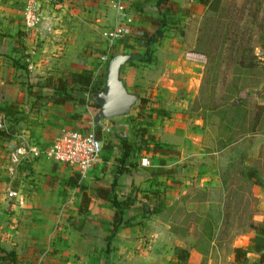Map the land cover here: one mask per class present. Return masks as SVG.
I'll list each match as a JSON object with an SVG mask.
<instances>
[{
  "label": "crops",
  "instance_id": "obj_1",
  "mask_svg": "<svg viewBox=\"0 0 264 264\" xmlns=\"http://www.w3.org/2000/svg\"><path fill=\"white\" fill-rule=\"evenodd\" d=\"M25 1L0 0V107L16 105L13 109L24 116L13 135L0 138V264H175L170 253L171 240L180 235L175 223L160 221L156 212L139 213L129 208L124 211V219L128 221L113 229L110 221L114 209L108 195L98 194L97 188L113 190L111 197L115 195L119 200L130 196L135 199L134 207L144 204L150 210H159L174 202L179 204L187 191L195 190L208 195L204 202L209 205L212 202L209 193L231 188L232 185L221 181L216 152H208L209 145L202 141L204 119L188 112L199 93L201 79L198 72L189 69L194 62L185 56L186 47L195 43L186 41V24L195 16L193 8L200 4L196 0H170L183 12L170 13L168 21L172 19L175 23L169 26L167 22L164 35L150 49V55L158 54L155 56L167 64L165 74L148 78L142 65L148 62L149 55L140 37L143 31L152 33L153 22L159 18L157 0L41 1V19L32 28L24 24ZM115 3L130 10L132 23L127 26L126 34L110 45L103 31L123 20ZM167 28L172 32L166 34ZM117 54L130 55L120 67L119 78L126 90L137 96V101L141 94L136 92L137 87L150 84L153 87L147 89L148 95L152 94L153 99L157 96L159 102L167 99L162 105L163 112H158L159 107H151L146 119L151 130L161 124L162 141L169 142L164 135L175 137L176 129L181 133L176 126H185V121L194 120V132L188 136L193 143H185L190 154L184 146L177 147V154L163 148L153 150L150 165L142 166L135 152L139 143L133 129L128 128L133 121L127 119L137 101L128 114L104 118L99 116L100 106L94 94L89 105L83 106L34 103V98L27 96L24 82L28 78L31 82L43 83L48 76L55 78L85 68L93 72V86L104 90L105 78L100 80V74L104 66L107 72L109 59ZM22 62L27 64V74L20 71ZM180 76L188 83L185 89L179 85ZM164 78L167 84L160 83ZM44 91L51 93L49 89ZM169 95L173 97L168 99ZM24 97L32 101L27 102ZM110 120H116L111 121L114 125L109 124ZM119 125L127 127V135L115 133L113 128ZM81 127L95 129L102 143L98 161L84 178H80L75 167L45 157L33 158L29 152L33 146L44 148L64 130H81ZM109 132V136L104 135ZM106 137L109 141L103 145ZM121 137L134 143V151L124 158L123 164L120 163ZM18 149L26 150L25 154L19 156L18 162H12L11 154ZM260 155L257 150L256 158L263 165ZM247 156L253 158L249 152ZM157 171L168 173L156 174ZM260 181L264 197V172ZM10 191L16 194L9 196ZM85 193L89 200L83 220L80 203ZM189 200L194 197L189 195ZM238 246H247V241ZM188 251L189 264L201 263L202 249L195 246ZM230 260L234 261L233 252ZM257 261L258 253L250 251L247 264H257ZM211 262L212 257L206 255V264Z\"/></svg>",
  "mask_w": 264,
  "mask_h": 264
},
{
  "label": "rangeland",
  "instance_id": "obj_2",
  "mask_svg": "<svg viewBox=\"0 0 264 264\" xmlns=\"http://www.w3.org/2000/svg\"><path fill=\"white\" fill-rule=\"evenodd\" d=\"M249 1L250 4L244 6V16L239 22V27L246 26L253 30L251 37H248L247 33L245 45L242 41V45L247 46V49L251 46V51L256 55L251 66L248 64L251 60L241 65L236 63L240 59L239 50L235 53L234 51L229 52L228 49L223 50L224 52L218 50L221 46L228 47L229 41L221 45V38H219L221 23L217 19L233 17L236 9L240 12L244 0H209V6L199 3L200 5L193 8L195 16L190 18L191 20L186 24L188 28L186 41L195 43L193 46L189 44L186 47L185 56L194 62L189 69L198 72V77L201 79L199 93L193 107L188 112L190 115L197 114L204 119L206 125L203 126L205 132L202 141L209 145L206 148L208 152H216L217 169L222 183L232 186L230 189L213 190L209 193L210 200H212L209 205L204 202L208 199V195L195 190L187 191L186 197L182 198L179 204L174 202L156 211L155 214L160 221L175 223V229L180 232V235L176 237L177 241L171 240L170 246L171 259H175V264H189L188 250L195 246L202 249L204 253L201 263L194 264H206V255L212 257L210 264H240L230 260L233 248L245 241L249 245L250 239L256 235V225L264 219V197L260 187L264 164L262 165L261 161L256 158L257 150H259L260 156L264 159V0ZM249 11L250 16L247 15ZM168 22L169 26L175 23L172 19ZM177 31L181 32L179 28ZM169 32L172 31L167 28L166 34ZM192 49L204 53V55H197L204 62L189 58L188 51ZM155 55L158 54L153 52L148 62L142 65L148 78L157 74L159 77L163 76L167 68V64H163ZM197 56L193 55L195 58ZM105 67L100 74L102 81L106 75ZM20 71L22 73L23 70ZM24 73L27 74V70H24ZM165 78L160 83L167 84ZM180 79L179 85L185 89L188 83L184 77L180 76ZM152 87L151 84L137 87L136 92L141 93L139 100L132 108L131 113L133 114L127 116V119L133 121L128 128L133 129L132 133L139 143L135 151L138 152L136 156H140V159L147 157L150 161L153 157V149L156 147H161L168 153L177 154L179 146H184L185 152L190 154L191 150L185 146V143L189 141L190 144L193 143V139L188 136L194 132V120L185 121V126H176L180 128L181 133H178L179 130L176 129V135L173 133L175 137L164 135L169 142L160 139L164 131L161 130V124L157 129L152 128L151 130L146 120L150 115L148 109L159 107L158 112L161 113L164 110L162 105L167 100L159 102L161 100L157 99V96H153L155 97L153 99L152 94L148 95L147 91ZM158 87V89L161 88V86ZM170 97L173 96L169 95L168 99H171ZM24 98L27 102L32 101L31 98ZM143 107L147 110L142 109ZM10 121L9 117L2 116L5 127L10 124ZM111 121L116 120L109 121V124L114 125ZM99 127L102 126L99 125ZM85 128L81 127V130L83 132L91 130ZM113 129L119 136L127 135L125 130L127 127L123 128L119 125ZM92 132L95 137L99 138L95 129ZM110 132L104 135L109 136ZM213 135L216 139H213ZM108 141L109 138L106 137L103 145ZM259 145L260 148H258ZM248 152L253 158H247ZM249 170L254 172L252 178L245 177V173ZM189 195H192L194 200H189ZM177 242L180 246L176 245ZM180 249L188 251L186 259L178 258L182 254Z\"/></svg>",
  "mask_w": 264,
  "mask_h": 264
},
{
  "label": "trees",
  "instance_id": "obj_3",
  "mask_svg": "<svg viewBox=\"0 0 264 264\" xmlns=\"http://www.w3.org/2000/svg\"><path fill=\"white\" fill-rule=\"evenodd\" d=\"M198 3L202 5L209 6V0H196ZM250 4L249 0H244L240 12L234 11L233 17H219L217 21L221 23L220 27V35L221 38L220 43L223 45L225 42H228V47H220L219 52H224L226 49L229 52L234 51L233 53L240 51V59L236 63L241 65L245 63L247 60H251L248 64L251 66L252 61L256 58L255 53L251 51V46L245 45V38L248 33V37H251V32L253 31L249 27H239L240 20L243 19V9H245V5ZM179 12L182 9L179 8L176 2L170 0H157V12L159 14L158 20H155L154 28L152 33H148L147 31H143L140 37L141 44L146 48V53L150 57V49L154 42H156L159 38L164 35L165 26L168 22V16L172 12ZM183 12V11H182ZM247 15L250 16L251 12H247ZM255 22V21H254ZM253 22V23H254ZM242 41L244 45H242ZM235 46V47H234ZM224 50V51H223ZM189 58L192 60H197L198 62H204L202 58L198 56L204 55V53H199L197 50H190ZM232 54V53H231ZM193 55H198L197 58L193 57ZM140 60V59H139ZM148 60V58H146ZM145 60V61H146ZM223 62V60L221 61ZM220 63V62H219ZM20 68L22 70H27L26 63H20ZM255 65L253 64V67ZM27 96H32L34 98V103L40 102H52L56 105H64L66 103H70L73 106L77 105H89L90 99H93V94L103 90V87H95L93 86V72L90 69H83L80 72H67L59 75L58 77L48 76L44 79L43 83L40 82H31L28 78L27 81ZM45 89H49L51 91L50 94L45 93ZM44 91V92H43ZM16 105H5L0 107V112L5 114L7 117L11 119L10 124L7 127L0 129V138H7L13 135L17 131V124L20 120L24 118L22 112L19 110L13 109ZM120 145L122 147V157L120 158V163L123 164L124 158L132 151H134V143L129 141L127 137L120 138ZM154 151H161V147H156L153 149ZM168 172L157 171L156 174H167ZM254 176V172L249 170L247 173V178H252ZM73 184H77L79 188H84L82 185H79L77 181H72ZM113 190L104 189L102 187L97 188V193L100 195H105L111 202V206L114 209V216L112 221H110L112 228L115 229L120 223H126L128 219H124V211L129 208H134L135 212H156L157 208L150 210L149 206L144 204L141 207H134L135 199L130 196H126L122 200L117 199L114 195L111 197V193ZM88 197L86 193L83 194L81 203H80V214H82L83 220L86 216ZM107 244L110 243V237L107 239ZM178 250V248H177ZM181 255L178 256L179 259H186L188 256V251L186 249H180ZM108 251V247L107 250ZM250 251H254L258 253V261L257 264H264V219L262 222L256 225V235L250 239V244L243 246H236L233 248V259L235 262L240 264H247L248 262V253ZM185 262V261H184Z\"/></svg>",
  "mask_w": 264,
  "mask_h": 264
},
{
  "label": "built area",
  "instance_id": "obj_4",
  "mask_svg": "<svg viewBox=\"0 0 264 264\" xmlns=\"http://www.w3.org/2000/svg\"><path fill=\"white\" fill-rule=\"evenodd\" d=\"M41 1L51 3L55 0H26L23 8V20L26 27H35L40 21ZM114 6L123 20L121 23H117L103 31V35L110 45L116 39L122 38L127 32V26L132 23V14L125 5L115 3ZM2 116L0 114V129L5 127L2 122ZM25 151L21 152L19 149L14 151L11 154L12 162H18L20 160L19 156L25 154ZM29 152H31L33 158L45 157L75 167L80 178H84L91 167L98 161L102 152V143L94 136L92 131L83 132L78 129H70L56 135L44 148L33 146ZM140 164L148 166L150 161L147 157H142ZM8 194L12 196L16 192L10 191Z\"/></svg>",
  "mask_w": 264,
  "mask_h": 264
},
{
  "label": "water",
  "instance_id": "obj_5",
  "mask_svg": "<svg viewBox=\"0 0 264 264\" xmlns=\"http://www.w3.org/2000/svg\"><path fill=\"white\" fill-rule=\"evenodd\" d=\"M129 57V54H117L108 61L104 90L94 93L95 101L100 106L101 117L112 118L128 114L138 99L126 90L119 78L120 67Z\"/></svg>",
  "mask_w": 264,
  "mask_h": 264
}]
</instances>
